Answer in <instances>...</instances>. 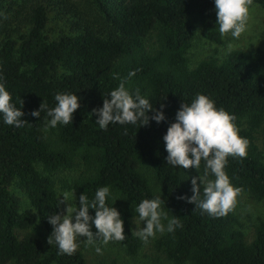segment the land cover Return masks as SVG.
Returning a JSON list of instances; mask_svg holds the SVG:
<instances>
[{"label":"trees","instance_id":"trees-1","mask_svg":"<svg viewBox=\"0 0 264 264\" xmlns=\"http://www.w3.org/2000/svg\"><path fill=\"white\" fill-rule=\"evenodd\" d=\"M90 1L104 21L102 29L77 25L48 40V10L39 0H29L12 22L0 24V83L16 107L22 101L21 119L28 122L17 129L0 118V264H86L78 249L72 255L58 254L56 244L48 243L52 226L47 217L64 207L57 208L63 198L55 192L52 174L75 167L79 175L68 187L79 196L83 193L91 201L97 188L109 186L112 198L106 204L120 213L125 234L124 240L110 242L127 255H136L141 246L130 226L135 206L161 194L167 216H176L181 224L155 240L167 260L264 264V223L246 243L232 210L210 216L179 199L192 195L191 178L186 169L167 164L162 140L181 103H190L198 93L208 96L217 108L235 116L239 135L249 141L245 157L227 158L224 170L231 184L263 200L264 51L230 50L218 57L214 50L189 68L186 52L196 28L207 42L223 44L213 0ZM253 3L264 10V0ZM150 37L154 47L147 49ZM121 81L130 92L146 96L155 109L163 104L166 120L99 129L92 110ZM63 92L77 94L80 107L70 124L45 130L46 113L37 118L30 112L41 102L54 107L55 94ZM191 169L203 175L204 161L198 170ZM12 181L30 209L19 211L18 199L7 189Z\"/></svg>","mask_w":264,"mask_h":264},{"label":"clouds","instance_id":"clouds-1","mask_svg":"<svg viewBox=\"0 0 264 264\" xmlns=\"http://www.w3.org/2000/svg\"><path fill=\"white\" fill-rule=\"evenodd\" d=\"M252 2L253 0H213L216 24L221 35L230 34L233 39H238L247 31ZM133 74L130 72L129 76ZM79 100L75 93H56L54 107L49 108L46 103L41 102L39 108L31 111L30 115L40 118L41 111H44L48 117L45 130L55 128L57 124L68 125L74 111L80 107ZM11 101L10 93L0 83V118L4 124L18 129L28 122L21 119L24 116L21 111L22 101L19 108ZM163 108L164 105L161 104L159 110L155 109L146 96H142L139 91L130 92L121 81L106 95L102 106L93 109L92 113L96 115L95 124L99 129L105 130L109 124L142 126L150 119L160 123L166 120ZM149 111L152 112L150 117ZM235 119L234 115L223 108H217L211 98L198 93L190 103L180 104L174 122L168 125L162 137L168 165L178 169L191 167L198 170L201 161H204L203 175L191 178L192 195H182L179 199L194 203L210 216L220 217L230 212L242 191L240 187L231 184L224 170L229 156L243 158L247 155L249 141L239 135ZM209 175L214 179H209ZM61 196L63 199H59L57 208L63 205V211L47 217L52 226L48 243L56 244L58 254H74L79 247L80 237H85L84 241L88 244H95L97 240L106 244L110 240L125 239L120 213L106 204V200L112 198L109 186L97 188L91 201L82 193L78 208L73 202L65 203L67 194ZM73 199L72 193V201ZM164 208L161 194L142 199L135 206L134 211L143 222V227L135 232L139 239L147 242L156 233H172L181 227L178 218L174 215L169 218ZM89 209L94 210V215L89 214ZM164 219L167 220L166 225L162 223ZM93 226L95 232L91 230ZM95 251L100 253L101 248L95 247Z\"/></svg>","mask_w":264,"mask_h":264},{"label":"rangeland","instance_id":"rangeland-1","mask_svg":"<svg viewBox=\"0 0 264 264\" xmlns=\"http://www.w3.org/2000/svg\"><path fill=\"white\" fill-rule=\"evenodd\" d=\"M28 1L0 0V24L12 22V19L21 13L23 6ZM39 1L48 10L47 23L44 29V35L48 40L56 39L60 34H68L71 29L78 27L77 25L91 26L96 28V30L102 29L105 25L102 17L90 0ZM221 37L223 44L221 46L214 45L207 42L203 38L201 30L196 28V35L186 52L188 67L194 68L200 61L213 55L214 50L217 51L218 57L224 56L230 50L249 51L259 48L264 51V10L252 2L249 9L247 31L242 33L238 39H233L230 34L221 35ZM153 43L154 38L150 37V40L147 41V49L153 48ZM229 45H231L230 50ZM47 135L49 136L50 134ZM37 169L41 170V166H37ZM186 172L190 178L198 176L190 167L186 169ZM78 175L76 167L58 170L52 174L56 194L61 198H63L62 194H67L65 202H73L77 208L79 207V195L76 191L70 189L68 185ZM197 184L199 185V180H197ZM7 189L12 196L18 199L20 212L30 209L26 195L16 186L15 181H12ZM200 190H202V186H200ZM72 193L74 197L73 201ZM164 207V211L167 213L165 202ZM232 212L239 224L237 228L243 234L245 242L250 243L254 238L256 227L260 223H264V199L258 201L251 197V195L241 192L237 197V203ZM162 223L166 225L165 219L162 220ZM130 226L132 232L135 234L137 230L143 227V222L138 219V215H134L130 219ZM91 230L93 232L96 231L94 226ZM35 234L40 236L41 232L38 228ZM161 234L156 233L147 242L141 240V246L134 256L127 255L123 247L110 241L103 244L100 240H97L95 244H88L84 241L85 237H80L81 241L78 250L82 253L86 264H173L154 246L155 240ZM95 247H100L101 252L97 253Z\"/></svg>","mask_w":264,"mask_h":264}]
</instances>
